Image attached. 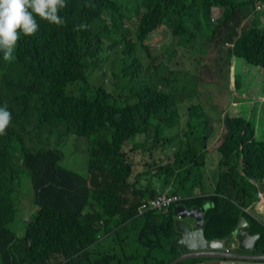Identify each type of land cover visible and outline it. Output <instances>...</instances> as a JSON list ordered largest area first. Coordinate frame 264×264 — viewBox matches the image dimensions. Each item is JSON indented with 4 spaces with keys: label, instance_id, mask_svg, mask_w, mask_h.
Returning <instances> with one entry per match:
<instances>
[{
    "label": "trees",
    "instance_id": "trees-1",
    "mask_svg": "<svg viewBox=\"0 0 264 264\" xmlns=\"http://www.w3.org/2000/svg\"><path fill=\"white\" fill-rule=\"evenodd\" d=\"M259 2L65 0L63 25L36 16L37 32L20 34L14 59L0 51V107L11 113L0 135V264H166L179 255L180 203L205 207L209 240L229 237L244 218L258 234L252 252L264 253V220L254 207L264 191V139L246 118L223 117L214 187L205 194L215 118L184 103L171 82L185 73L158 57L166 31L177 46L205 36L217 49L229 43L224 64L242 58L264 69ZM60 139L84 141L86 173L62 166ZM23 175L37 210L17 235L11 225ZM162 192L187 199L139 211Z\"/></svg>",
    "mask_w": 264,
    "mask_h": 264
},
{
    "label": "rangeland",
    "instance_id": "rangeland-1",
    "mask_svg": "<svg viewBox=\"0 0 264 264\" xmlns=\"http://www.w3.org/2000/svg\"><path fill=\"white\" fill-rule=\"evenodd\" d=\"M134 1L129 0L131 4ZM197 33L199 34L200 31L198 30ZM162 35L164 39L160 42V45L163 46L164 51L158 57L163 60L169 58L167 64L172 73H185L183 82L172 81L171 84L177 88L178 94L181 93L187 97L184 103H194V105L201 108L203 116L209 119L215 118L211 122L210 128V136L215 135L211 147L220 143L225 131L222 122V118L225 116L246 118L254 126L256 138L264 139V69L251 65L242 58L236 59L234 69H232L233 65L228 66L223 62L227 50L224 49L227 46L224 44L221 49H217L214 45H210L205 41L206 36L205 38H194L184 47L182 45L177 46L172 42L166 31H163ZM169 52L172 53L170 57ZM113 58H115V55H113ZM116 65L117 63L109 64L113 68ZM230 71L233 72L232 75ZM162 75L166 74L162 73ZM168 76L171 77L169 73ZM105 78L108 88H110V77ZM98 79L99 77H96L94 80ZM106 80L104 79V82ZM55 141L56 138L53 136L51 143L55 144ZM59 142V147L63 152L62 166L81 174L86 173L87 159L84 151V141L69 143L60 139ZM142 165L143 161H138L135 169L141 168ZM19 193L21 198L16 203L17 214L11 225L12 231L17 235L23 232V228L28 222L26 219H31L37 210L33 202L30 180L27 175L22 177ZM258 195L257 192L256 199ZM261 217L264 220V215ZM200 259L209 262L208 257Z\"/></svg>",
    "mask_w": 264,
    "mask_h": 264
},
{
    "label": "water",
    "instance_id": "water-1",
    "mask_svg": "<svg viewBox=\"0 0 264 264\" xmlns=\"http://www.w3.org/2000/svg\"><path fill=\"white\" fill-rule=\"evenodd\" d=\"M204 210L205 207L177 206L174 220L177 233L174 244L179 249V255L166 264H178L181 261L194 258L208 257L214 261L207 264H264V253L252 252L258 234L248 232L247 221L240 218L231 237L237 242L232 250L227 251L225 239H206L204 237ZM190 217L193 222L185 218ZM187 264H204L192 262Z\"/></svg>",
    "mask_w": 264,
    "mask_h": 264
},
{
    "label": "clouds",
    "instance_id": "clouds-1",
    "mask_svg": "<svg viewBox=\"0 0 264 264\" xmlns=\"http://www.w3.org/2000/svg\"><path fill=\"white\" fill-rule=\"evenodd\" d=\"M257 5H259V9H261V5ZM65 7V0H0V51L3 52L4 60L10 62L14 59L13 53L17 47V42L21 33L25 36H30L37 32L38 24L36 16H39L41 19H44L49 23L63 25L65 21L58 15V12ZM259 9L256 8V10ZM225 45L230 46L229 43H225ZM10 122L11 113L6 109V106L0 107V135L5 134V129ZM180 202L174 204H179ZM228 239L226 240L225 245L228 244Z\"/></svg>",
    "mask_w": 264,
    "mask_h": 264
},
{
    "label": "crops",
    "instance_id": "crops-1",
    "mask_svg": "<svg viewBox=\"0 0 264 264\" xmlns=\"http://www.w3.org/2000/svg\"><path fill=\"white\" fill-rule=\"evenodd\" d=\"M259 4L261 5V9H262V7H264V3L259 2ZM261 9H259V10H261ZM259 10H257V11H259ZM219 11H220V9L214 8L212 12H213L214 15H217ZM232 59H230V66L233 65L232 69H234V63L237 61L236 60L237 58H232ZM230 73H231V71H230ZM232 74H233V72L231 73V75ZM214 138H215V135H211L209 137V140H208V150H207V159H206L207 172H206V178H205V187H206L205 194H210L212 192L213 187H214L213 180H215L214 177H213V174H216V172H217L216 168H217V162H218V159H219V153L216 150L217 145L214 146V147H211L212 144H213ZM260 193L261 192H258L259 195H258V198L255 201L254 207H255V210L260 214V216H263L264 215V211H263L264 210V196H262ZM263 193H264V191H263ZM206 205H208V203H205V206ZM185 220L188 221V222H193V219L190 218V217L185 218ZM231 239L232 238L229 237L228 241H230ZM205 261L206 260H200V261H197V262H201V263L204 262L205 264H207V262H205ZM208 261L209 262H213L214 260L212 258H208ZM185 264H187V263H185Z\"/></svg>",
    "mask_w": 264,
    "mask_h": 264
},
{
    "label": "built area",
    "instance_id": "built-area-1",
    "mask_svg": "<svg viewBox=\"0 0 264 264\" xmlns=\"http://www.w3.org/2000/svg\"><path fill=\"white\" fill-rule=\"evenodd\" d=\"M256 8L259 9L260 6L257 5ZM258 192H261L260 194L262 196H264V193L262 191L259 190ZM185 198H187V197L180 195V194L160 193V194L148 199L147 201L143 202L139 209L141 212L146 211V210L166 209L170 205H172L174 203H178ZM235 246H236V242H235V240L232 239L228 242V244L225 246V248L227 251H229V250H232V248H234Z\"/></svg>",
    "mask_w": 264,
    "mask_h": 264
}]
</instances>
